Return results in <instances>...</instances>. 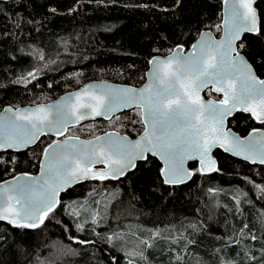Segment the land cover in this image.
Wrapping results in <instances>:
<instances>
[{"label": "trees", "instance_id": "1", "mask_svg": "<svg viewBox=\"0 0 264 264\" xmlns=\"http://www.w3.org/2000/svg\"><path fill=\"white\" fill-rule=\"evenodd\" d=\"M224 1L0 0V112L7 106L53 101L91 81L140 86L154 57L178 47L187 51L206 30L219 36ZM257 9L260 32L245 35L239 51L263 79L264 0L257 2ZM206 96L218 98L211 90ZM139 114V109L126 111L68 133L92 138L115 131L109 124L117 119L124 125L122 131L134 137L144 130ZM229 127L243 137L264 129L243 112L229 120ZM56 140L45 136L26 151L0 153V183L39 173L43 150ZM215 157L216 172L203 174L192 163L193 178L178 186L165 184L161 164L148 157L123 178L67 190L38 227L14 228L0 221V264H127L124 249L109 239L113 227L140 223L166 229L185 222L195 233L189 230L183 244H191L179 249L183 259L173 261L175 246L164 242L148 250L152 262L264 264V165H251L221 150ZM92 187L96 196L104 193L98 210L103 222L80 229V219L70 209L80 206ZM242 231L248 239L239 237ZM193 254L196 263H189Z\"/></svg>", "mask_w": 264, "mask_h": 264}, {"label": "snow or ice", "instance_id": "2", "mask_svg": "<svg viewBox=\"0 0 264 264\" xmlns=\"http://www.w3.org/2000/svg\"><path fill=\"white\" fill-rule=\"evenodd\" d=\"M252 2L234 0L230 18L225 22L223 41H204L185 58L174 52L166 60L151 61V82L143 89L88 95L86 88L75 94L78 101L83 98L78 106H72L71 110L58 108L53 119L48 118L45 106H38L30 112L17 111L0 120V149L15 150L35 143L53 128L60 134L69 123L93 114L107 116L124 107L141 109L140 122L145 125L143 136L134 143H129L126 137L113 139L115 134H108L102 145L91 141L48 145L42 153L47 163L39 179L29 177L28 182H21L17 177V182L7 188L0 184V220H8L16 227H38L43 217L54 211L59 203L56 197L64 186L81 178H118L134 168L135 161L146 160L148 153L163 162L160 174L164 183H182L194 174L184 167L185 160H198L200 168L196 171L201 173L214 163L209 152L217 145L224 147L221 143L227 139L224 118L234 109L250 112L258 122L264 123V80L255 76L251 66L233 47L242 32H260ZM39 59H44L43 53ZM28 75L35 78L33 72ZM209 85L213 91L223 93L224 99L203 101L199 91ZM230 145L226 151L264 164V138L247 144L233 138ZM97 163H103L106 170L92 172V166ZM260 191L264 192V188Z\"/></svg>", "mask_w": 264, "mask_h": 264}, {"label": "water", "instance_id": "3", "mask_svg": "<svg viewBox=\"0 0 264 264\" xmlns=\"http://www.w3.org/2000/svg\"><path fill=\"white\" fill-rule=\"evenodd\" d=\"M258 1L259 0H253L252 8L255 10L256 17H257V27L259 28L260 27V16H259V12H258V9H257V2ZM233 2H234V0H229V2L227 4L225 3V1L223 3L222 20H221V24H220V34H219V36H216V34H214L210 30L203 31L200 34V36L198 37V39L194 42V44L187 51L184 48H182V47H178V48H175L171 53H169L167 55H159V56L154 57L151 61H154V60H166L168 57L172 56V54L174 52L178 53V55L181 58H185V57H188L194 51H196L200 47L201 43L204 42V41H211L213 43H217V42L223 41L225 39V32H226L225 22L230 18ZM247 34H253V32H242L241 35H240V38L233 42V47L237 49V51L240 54V57L243 58L245 63L251 66V70L255 74V76L258 79L264 80V78L262 79L261 77H259V75L257 74L256 70L254 69L252 64L248 61L246 56L242 52L239 51V44L242 42L244 36L247 35ZM194 45L196 46L195 49L193 47ZM151 61H150L149 69L147 70L146 75H145L146 76L145 77V81L140 86H133V85H127V84L114 83V82H110V81H91V82L85 83L84 85L80 86L76 90L64 93L63 95L59 96L55 100L47 102V103H39V104H35V105H25V106H20V107H17V108L11 107V106H7L0 112V120H2L4 117L12 116V114L16 113L17 111L24 112V113L30 112V111L36 109L38 106H45L47 111H48V113H49L48 118L49 119H53L55 117V115H56V111H57L58 108H64V109H67V110H71L72 106H78V104L80 102H82L83 98L78 101L75 94L83 92L86 88L88 89V95L109 94V93H112L114 90H121V89H137V90L143 89L151 82V75H152V71H153V64L151 63ZM208 90H211L212 93L218 98L207 97L206 96V92ZM199 97L205 102H207L209 100L219 102V101L224 99L223 93H217V92L212 90V85H209L208 87H205V88L201 89L199 91ZM228 107H231V103L228 104ZM6 109H11L12 111L11 112H6L5 111ZM134 109H138V108H136L135 106L120 108V109L116 110L115 112L108 113L107 116H105V115L97 116V115L93 114V115H90L86 119H82V120L76 121L75 123H69L66 126V128L63 130V132L60 133V134H57L56 129L53 128L51 131H46V133L44 135H41L39 137V139L35 143H33L31 145L23 147L20 150L0 149V153H4V152H8V151H12V152L26 151L28 149H31V148L35 147L41 141V139L43 137H45V136L53 137V138H59L58 140L54 141L51 144H55L57 142L67 143V144H79L81 142L87 143V142L91 141L93 143H99V144L102 145L104 143V141H106L108 139V134H115L113 136V139H115L116 137H122V138L126 137L127 141L129 143H134V142L140 140L141 137L143 136V134L145 132V125L144 124H143L144 130L136 137H131L128 134L120 133L118 131H107L105 133L99 134L98 136L92 137V138H82V137H74V136H68L67 137L66 136V134L68 133V130L71 129V128L78 127V126L86 124L88 122L97 121V120L110 121L115 116L120 115V114H122V113H124L126 111L134 110ZM139 110L142 113V110L141 109H139ZM237 112H243L245 114H248V115L252 116V114L250 112L234 109L231 112L230 115H227L224 118L223 130H224L225 133H227V139L221 141V143L224 145V147H221L220 145H217V146L211 148V150L209 152V156H210L211 160L214 163L211 166H209V167H205L204 171H203V174H212V173L217 171V169H218V160L215 157V152L217 150H221L224 153H226V154H228V155H230V156H232V157H234V158H236L238 160H241L243 162H247V163H249L251 165H264V164L260 163L259 160H257V162H255V163H253L252 160H250V159H244L243 155H236L232 151H226L225 150L226 147H230L231 146L230 142L233 140V138H238L239 140L244 141L245 144H247L249 141H257V140H261L262 138H264V129H262V128H259L257 130L252 131L250 134H248L245 137L241 136L239 133H237L233 129H231L229 127V120L231 118H233L234 115ZM200 119H203V117H201ZM254 120L256 121V123L258 125H261V126L264 125V123L258 122V120L256 118H254ZM98 138H102V139L98 140ZM50 151H51V149H50ZM99 154L100 153L98 151V155ZM148 157H153V158L157 159L159 161V163L161 164V166L163 167V162L158 157L153 156L150 153L147 154V158ZM143 161H145V160H137V161H135V167L137 166V164L139 162H143ZM46 163H47L46 158L43 155L42 159H41V163H40L39 173H37L36 175L20 174V175H18L16 177H14L12 179H9V180H7L5 182H2L0 184L4 185L5 188H7L9 186V184H15L17 182V177L21 178V182H28V178L29 177L39 179L41 177V172L43 170V165H45ZM192 163H197L198 167L200 168L198 160H191V159L185 160L184 167L187 170L192 171L194 173V171L190 168V164H192ZM81 167H83V165H81ZM135 167L127 170L124 173V175L119 176L118 178L106 179V180L115 181V180H118L120 178H123L129 172L133 171L135 169ZM213 168L215 170H213ZM105 170H106V168H105V165L103 163H97V164L93 165L92 168H91L92 172L105 171ZM193 175L191 176V178L186 179L182 183L167 184V185L178 186V185L186 184L193 178ZM162 179L164 181V177H162ZM96 180H105V179L81 178L79 181H76V182L71 183L70 185L64 186L62 188V190L59 191L58 196L56 198L58 199V201L60 203L61 195L63 193H65L67 190H69V189L73 188L74 186L79 185L81 183L93 182V181H96ZM59 203L56 205V207L59 205ZM16 207H19V205H17ZM0 221H3L5 223H7V224H9L10 226H12L14 228H18L16 226H14L13 224L9 223L8 220H0Z\"/></svg>", "mask_w": 264, "mask_h": 264}, {"label": "rangeland", "instance_id": "4", "mask_svg": "<svg viewBox=\"0 0 264 264\" xmlns=\"http://www.w3.org/2000/svg\"><path fill=\"white\" fill-rule=\"evenodd\" d=\"M109 127L115 131L124 133V131H122V127H124V125L121 124L120 120L115 119L113 123L109 124ZM78 133L79 132L77 131H72L67 133V136L77 137L75 136V134ZM98 135L99 133L95 135V137ZM100 186L101 185H99V187ZM96 190L97 189L95 187H92L89 190L88 197H84V199L81 200L80 206L70 209V211L73 212L76 217H79L80 220L78 222V226L80 229H83L87 223H93V221H95L93 225H95L96 227L102 225L103 221L100 215L101 213L98 210L100 208L99 205L102 202L104 193L96 196ZM90 208L92 210L89 213ZM261 210L264 212L263 209ZM189 230L195 233V227L187 222L172 224L167 226L166 229L163 227L149 229L148 226L142 225L140 223H128L121 228H119V226L116 228L113 227V234H111L109 237L114 240L117 247H121L124 249V253L127 258V264H157L156 262H152V260H150V253L148 252V250L154 251L157 248L161 247V245H164V242H170V244H173V246H175L174 248H171L173 252V254H171V258L173 259V261H180L183 259V254L179 249L182 247L183 249H186V246L191 244L190 242H186L185 244H183V241H188L187 236L190 233ZM253 236L254 235H252V237ZM239 237L241 239H248V235L245 231H242ZM222 253L223 256L229 258V253H225V250L222 251ZM195 256L196 255L194 254L191 256L189 263H192L194 261L196 263ZM224 264L232 263L230 262V260H228L224 262Z\"/></svg>", "mask_w": 264, "mask_h": 264}, {"label": "flooded vegetation", "instance_id": "5", "mask_svg": "<svg viewBox=\"0 0 264 264\" xmlns=\"http://www.w3.org/2000/svg\"><path fill=\"white\" fill-rule=\"evenodd\" d=\"M124 134H125V133H124ZM139 134H140V133H139ZM139 134H138V135H139ZM138 135H136V136H138ZM66 136H67V134H66ZM136 136H134V137H136ZM67 137H68V136H67ZM97 181H99V182H106V181H108V180H106V179H105V180H96V181H93V183H94V182H97ZM111 181H113V180H111ZM89 183H90V182H89ZM81 184H82V183H81ZM63 195H64V193L61 195L60 202H62Z\"/></svg>", "mask_w": 264, "mask_h": 264}]
</instances>
